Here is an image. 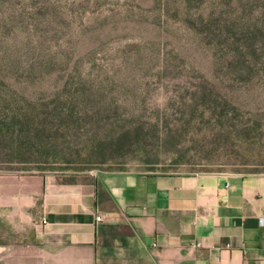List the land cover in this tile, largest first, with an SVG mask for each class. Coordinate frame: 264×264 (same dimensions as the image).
<instances>
[{
    "label": "rangeland",
    "instance_id": "1",
    "mask_svg": "<svg viewBox=\"0 0 264 264\" xmlns=\"http://www.w3.org/2000/svg\"><path fill=\"white\" fill-rule=\"evenodd\" d=\"M264 173V0H0V173Z\"/></svg>",
    "mask_w": 264,
    "mask_h": 264
},
{
    "label": "crops",
    "instance_id": "2",
    "mask_svg": "<svg viewBox=\"0 0 264 264\" xmlns=\"http://www.w3.org/2000/svg\"><path fill=\"white\" fill-rule=\"evenodd\" d=\"M0 264H264V173H0Z\"/></svg>",
    "mask_w": 264,
    "mask_h": 264
},
{
    "label": "built area",
    "instance_id": "3",
    "mask_svg": "<svg viewBox=\"0 0 264 264\" xmlns=\"http://www.w3.org/2000/svg\"><path fill=\"white\" fill-rule=\"evenodd\" d=\"M101 219H102V217H98V220H101ZM42 222H43L44 224L47 223V219H46V217H43Z\"/></svg>",
    "mask_w": 264,
    "mask_h": 264
}]
</instances>
